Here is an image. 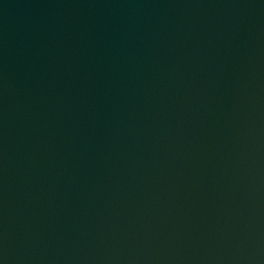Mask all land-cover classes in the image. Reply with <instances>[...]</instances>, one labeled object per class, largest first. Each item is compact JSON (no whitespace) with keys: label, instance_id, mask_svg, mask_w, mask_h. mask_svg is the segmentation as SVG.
Here are the masks:
<instances>
[{"label":"water","instance_id":"obj_1","mask_svg":"<svg viewBox=\"0 0 264 264\" xmlns=\"http://www.w3.org/2000/svg\"><path fill=\"white\" fill-rule=\"evenodd\" d=\"M0 264H264V0H0Z\"/></svg>","mask_w":264,"mask_h":264}]
</instances>
